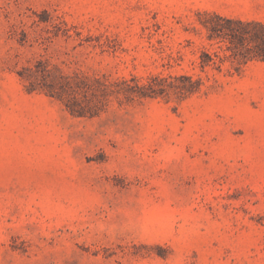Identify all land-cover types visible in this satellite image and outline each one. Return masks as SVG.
Instances as JSON below:
<instances>
[{"label":"rangeland","instance_id":"obj_1","mask_svg":"<svg viewBox=\"0 0 264 264\" xmlns=\"http://www.w3.org/2000/svg\"><path fill=\"white\" fill-rule=\"evenodd\" d=\"M255 23L0 0V264H264V59L230 34Z\"/></svg>","mask_w":264,"mask_h":264},{"label":"trees","instance_id":"obj_2","mask_svg":"<svg viewBox=\"0 0 264 264\" xmlns=\"http://www.w3.org/2000/svg\"><path fill=\"white\" fill-rule=\"evenodd\" d=\"M241 25H244L243 22L239 21ZM254 25L256 26H261V29L259 28L258 30L256 29L253 33L247 30L246 28L244 29L243 32H231L230 34L235 36L237 40H241L240 42H243V40L246 37H249V39L253 40L255 42V50H254V56L260 57L264 59V25L259 23H255Z\"/></svg>","mask_w":264,"mask_h":264}]
</instances>
